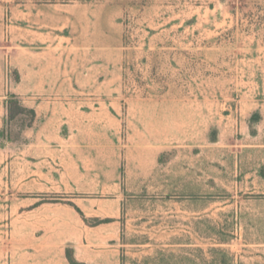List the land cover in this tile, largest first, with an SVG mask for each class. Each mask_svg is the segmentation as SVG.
Segmentation results:
<instances>
[{"label": "crops", "instance_id": "0c3cea01", "mask_svg": "<svg viewBox=\"0 0 264 264\" xmlns=\"http://www.w3.org/2000/svg\"><path fill=\"white\" fill-rule=\"evenodd\" d=\"M27 1L0 4L5 36L14 26L22 29L21 39L13 42L11 37L5 44L4 56L19 80L7 82L3 103L7 111L6 99L15 94L26 108L36 111L33 124L21 130V140L15 145L21 154L20 168L27 171L24 184L32 183L42 193L16 197L21 204L10 223L19 222L15 229L31 240L0 243V264H73L69 252L78 264H190L198 260L192 246L204 248V243L139 239L142 234L192 233L188 207L183 205L187 196L115 192L122 171L130 164L126 137L132 138V153L140 157L142 153L158 155L183 142L191 131L204 130L199 117L190 119V103L184 99L128 100L122 96L121 16L129 1ZM78 26L84 29L78 32ZM244 106L243 112L241 108L238 114L226 115L228 123H219V135L244 132L246 137H264V99L245 100ZM169 197L180 199L176 200L180 204L149 206L165 215L151 220L153 224L140 222L145 208L140 202ZM247 197H254L256 203L243 207L245 224L235 229L243 240L206 246L227 250V264H264V195ZM131 201L137 203L128 205ZM129 208L134 215L132 227ZM172 217H180L179 224L173 225ZM92 219L99 222L92 224ZM203 231V227L196 228L197 234Z\"/></svg>", "mask_w": 264, "mask_h": 264}, {"label": "rangeland", "instance_id": "374dc122", "mask_svg": "<svg viewBox=\"0 0 264 264\" xmlns=\"http://www.w3.org/2000/svg\"><path fill=\"white\" fill-rule=\"evenodd\" d=\"M21 1L0 0V4L14 6ZM127 1L121 16L125 51L122 96L128 100L184 99L190 103V119L199 117L204 130L191 131L183 142L174 143L176 146L158 155L142 153L140 157L132 153V138L126 137L124 143L130 145L126 146L130 149L127 155L130 164L122 171L121 183L115 192L187 196L183 205L188 207L192 233L142 234L139 239L145 241L152 237L153 241L171 239L174 242L188 239L194 245L201 242L204 248L192 246L191 251L199 254V259L190 260V264H227V250L213 251L206 246L243 240V235L235 233V229L245 224L246 208L243 207L256 203L254 197L247 196L264 195V176L261 175L264 137H246L244 132L219 135L218 127L219 123L229 122L226 115L238 114L241 108L243 112L245 100L264 99V0ZM55 2L41 0L46 4ZM11 14L9 10L8 18ZM1 23L0 243L24 244L31 239L22 238L18 233L20 228L15 229L19 222L10 223L11 214L21 204V199H15L42 192L32 183L24 184L27 171L20 168L22 159L18 156L21 154L15 145L21 140L23 123L29 117L23 115L8 121V109L5 110L3 103L7 82L18 77L4 56L5 44L11 37L13 42L21 39L18 37L22 29L14 26L5 36L3 23L6 22L1 20ZM78 29L79 32L84 27L78 26ZM176 200L180 199L151 198L140 202L145 207L140 212L143 217L140 222L153 224L151 220L165 215L149 206L179 205L180 201L176 203ZM136 203L131 201L128 205ZM203 208L206 209L204 214L198 213ZM129 210V226L132 227L134 215L132 209ZM177 215H181L180 212ZM202 215L204 217L200 218ZM182 216L185 221L184 212ZM172 220L173 225L179 224L180 217H172ZM90 222L95 224L99 220ZM197 227H203L204 231L197 234Z\"/></svg>", "mask_w": 264, "mask_h": 264}, {"label": "trees", "instance_id": "16d2710c", "mask_svg": "<svg viewBox=\"0 0 264 264\" xmlns=\"http://www.w3.org/2000/svg\"><path fill=\"white\" fill-rule=\"evenodd\" d=\"M16 80H19V75L16 78ZM6 107L8 109V121H13L17 119L19 116L28 115L29 119L23 123L24 127L31 126L36 118V111L34 109L26 108L20 98L15 94H10L9 98L6 101ZM1 135V132H0ZM261 175L264 176V166L261 168ZM43 201H48L47 199H44ZM69 258L71 259L73 264H78L74 258L71 252L68 253Z\"/></svg>", "mask_w": 264, "mask_h": 264}]
</instances>
